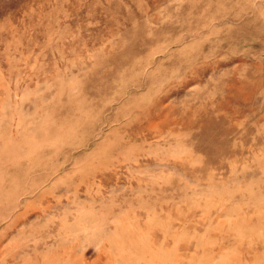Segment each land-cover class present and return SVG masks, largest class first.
Segmentation results:
<instances>
[{"label": "rangeland", "instance_id": "rangeland-1", "mask_svg": "<svg viewBox=\"0 0 264 264\" xmlns=\"http://www.w3.org/2000/svg\"><path fill=\"white\" fill-rule=\"evenodd\" d=\"M0 264H264V0H0Z\"/></svg>", "mask_w": 264, "mask_h": 264}]
</instances>
